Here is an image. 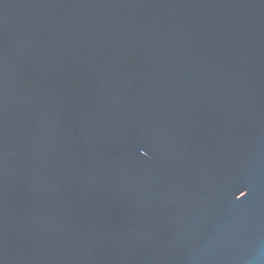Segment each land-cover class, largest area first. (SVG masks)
Wrapping results in <instances>:
<instances>
[{
	"label": "water",
	"instance_id": "water-1",
	"mask_svg": "<svg viewBox=\"0 0 264 264\" xmlns=\"http://www.w3.org/2000/svg\"><path fill=\"white\" fill-rule=\"evenodd\" d=\"M0 264H264V0H0Z\"/></svg>",
	"mask_w": 264,
	"mask_h": 264
}]
</instances>
